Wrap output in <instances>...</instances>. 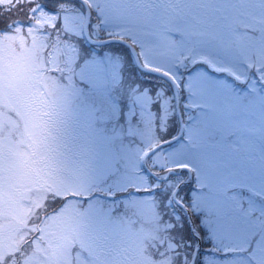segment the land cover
Here are the masks:
<instances>
[{
	"label": "rangeland",
	"instance_id": "374dc122",
	"mask_svg": "<svg viewBox=\"0 0 264 264\" xmlns=\"http://www.w3.org/2000/svg\"><path fill=\"white\" fill-rule=\"evenodd\" d=\"M86 1L93 38L131 42L147 69L180 87L183 140L146 165L195 172L169 181L168 193L184 184L191 209L207 213L205 264H264V0ZM83 13L70 0L0 11V264H174L167 251L180 246L157 210L161 195H141L145 155L180 130L173 88L139 71L123 45L90 56ZM49 104L92 131L91 140L81 133L82 154L62 150L38 115ZM135 117L151 124L145 135ZM175 211L185 243L191 224ZM183 248L175 264L191 263L196 245Z\"/></svg>",
	"mask_w": 264,
	"mask_h": 264
},
{
	"label": "trees",
	"instance_id": "16d2710c",
	"mask_svg": "<svg viewBox=\"0 0 264 264\" xmlns=\"http://www.w3.org/2000/svg\"><path fill=\"white\" fill-rule=\"evenodd\" d=\"M38 1L41 2L42 0H38ZM70 1H72V0H70ZM22 2H23V0H0V11L8 10L9 8L15 7V5H18L19 3H22ZM73 2H76V1H73ZM76 3H78V2H76ZM16 7L20 8L21 6H16ZM55 8H56V10H60V9H58L59 8L58 6H54V7L45 6V11H47L48 13H56L57 11L54 10ZM53 34H55V33L53 32ZM199 67L200 66H198V68ZM206 69H207V67H206ZM220 77H222V76L220 75ZM229 80L233 81L232 78H229ZM152 91H153V89H152ZM172 101L174 102V99ZM158 109H160V108H158ZM155 110H157V108L153 109V111H155ZM132 123L134 125H136L137 129L141 130L144 133V135L146 134L147 130L152 127L151 124L148 125V124L139 123V120L137 119V117L132 118ZM155 123L157 124V128L155 130H159V127H161L160 126L161 125L160 120L157 119L155 121ZM173 137H171V138H173ZM129 138L133 139V140H131V143L132 142H133V144L139 143L138 142L140 140L139 137L129 136ZM171 138H169V139H171ZM163 140H165V139H163ZM142 169H143V173L146 175V178L149 181L150 186L148 188H145L144 192L141 195L142 196H153L154 201H156V196H157V194L160 193L161 199H160L159 202L156 201L157 210H158L159 214L162 216L161 219L163 218L165 221H169L168 225L171 224L172 227L168 228V232L170 234V237H172L171 233H173V236H174V237H172L173 241H176L178 246H180L179 249L176 250V252L173 249H172V252H168L167 251V256L166 257L167 258L169 257V259L171 261H173L174 264L178 260H179L178 263H181L182 251L183 252L186 251L185 248H183V246H185V245L186 246H188V245L195 246L196 245V241H195V237H194L195 234L192 233V231H190V230H189L190 231L189 239L185 243L181 239L175 238L176 235L174 233V227L177 224L172 222V216H174L173 213L176 212L175 209H177L184 215V213L177 206L174 205V203L172 202V196L170 197L169 193H168V191H170V189L168 187L169 186L168 184L170 182H173L175 177H171L167 181L166 180L159 181L156 178V176L158 175L157 177H159L161 175H164L166 173V168H162V169H160V171H155V172L153 171L152 172V169L148 165H146V164L144 165L143 164V168ZM156 173H158V174H156ZM175 182H176V180H175ZM173 192H174V189H173ZM180 195H185V197H183V199L189 197L188 192H184L182 190L180 192ZM161 223H164V221H162ZM195 223L197 225L196 226V232L199 234V236L202 239V250L199 253L200 255L197 257V260H196L195 264H205L204 258H202V257L205 254V250L204 249H206L208 244L210 243L209 242L210 238H209L208 235L204 234L205 230H204V226L202 225L203 224V217L200 214H196L195 213ZM188 249H189V247L187 248V250ZM190 249H192V247H190ZM149 250L150 249L148 248L147 252ZM175 254H176V256H175ZM151 259H154V258L151 257ZM174 260H175V262H174Z\"/></svg>",
	"mask_w": 264,
	"mask_h": 264
},
{
	"label": "flooded vegetation",
	"instance_id": "af4514ba",
	"mask_svg": "<svg viewBox=\"0 0 264 264\" xmlns=\"http://www.w3.org/2000/svg\"><path fill=\"white\" fill-rule=\"evenodd\" d=\"M143 1L144 0H137V3H139V5H142ZM88 47H92L95 52L100 51V49L102 48L89 44ZM28 101V107L31 111L32 106H35V104L34 102H31V99ZM38 107L42 109L41 111L37 112L38 115L40 117L45 116L47 124L53 126L58 134V138L60 137V144L61 147H63L62 150H64V148L68 149V147H72L75 152H79L80 154H82V151L85 150L86 146L83 143L81 133L86 136L87 140L92 139V131L85 126L84 122H80L75 114H66L63 107H60L58 104H49L48 108L44 105H38ZM32 112L36 111L32 109ZM64 142H66V144ZM55 151L58 152L57 149ZM182 203L185 204L184 202ZM99 225L100 222L93 219L91 226H93L94 234L97 233L99 235V233L103 232L99 229Z\"/></svg>",
	"mask_w": 264,
	"mask_h": 264
},
{
	"label": "water",
	"instance_id": "95a60500",
	"mask_svg": "<svg viewBox=\"0 0 264 264\" xmlns=\"http://www.w3.org/2000/svg\"><path fill=\"white\" fill-rule=\"evenodd\" d=\"M78 1L81 2L84 5L85 9H86L85 21H84V25H83V33H84L85 38L87 39V41L90 44L95 45V46H104V45L111 44V43H124V44H126L131 50L132 56L134 58V61H135L136 65H137L138 69L140 71L144 72V73L155 75V76H158V77H161V78H164V79L168 80L172 84V86L174 87V93H175L176 97L178 96L179 87L176 84V82L170 76H168V75H166L164 73L153 71V70L145 68L141 64L138 52L130 44H128V43H126V42H124L122 40H118V39H110V40H106V41H96V40L92 39L91 36H90V30H89V27H90V24H91V19H92L91 10H90L88 4L85 1H83V0H78ZM177 113H178L179 120H180V125H181L180 133L175 139L162 144V146H164V147L167 146V145H171V144L177 142L182 137V134H183V131H184V125H183V119H182V115H181V111H180L178 103H177ZM157 150H158V148L153 149L151 152H149L148 156L153 155ZM183 170L184 169H182L181 172ZM188 172H189V178L192 180V173L189 170H188ZM175 173L176 172L171 171V172L168 173L167 177H169L170 175L175 174ZM176 195H177V192L174 195V199L175 200H176ZM200 245H201V243L199 241V246H198L197 250H199ZM196 256H197V251L194 254L192 264H194Z\"/></svg>",
	"mask_w": 264,
	"mask_h": 264
}]
</instances>
